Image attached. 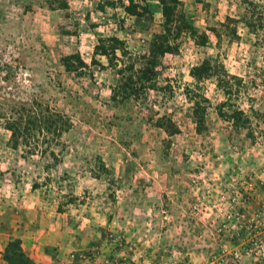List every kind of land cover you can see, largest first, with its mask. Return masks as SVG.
I'll return each mask as SVG.
<instances>
[{
  "label": "rangeland",
  "instance_id": "obj_1",
  "mask_svg": "<svg viewBox=\"0 0 264 264\" xmlns=\"http://www.w3.org/2000/svg\"><path fill=\"white\" fill-rule=\"evenodd\" d=\"M127 4L0 0V264L15 238L71 264H264V0H179L192 31L146 80L161 7Z\"/></svg>",
  "mask_w": 264,
  "mask_h": 264
},
{
  "label": "trees",
  "instance_id": "obj_2",
  "mask_svg": "<svg viewBox=\"0 0 264 264\" xmlns=\"http://www.w3.org/2000/svg\"><path fill=\"white\" fill-rule=\"evenodd\" d=\"M147 2L148 0H127L128 4L124 7V10L129 15L141 16L144 11L146 13L148 10ZM158 3L161 7L163 33L153 37L151 48L148 53L142 57V60L145 62L143 67L139 69L138 78H140V80H146L155 74V68L158 65L160 56L173 51L175 45L172 42L178 35H180L184 30L187 32L192 31L189 30L191 29V26L186 24L181 18V13H179L178 10L179 0H158ZM95 51L97 55L104 56L109 63L117 60L116 52H120L122 55L125 54L123 43L117 37L98 39ZM71 58L72 57L66 58V67L69 71H76L83 67V63L79 60V58H77V61L74 62L68 61L71 60ZM207 61L208 60H205V62L201 65L193 67L189 75L197 81L209 78L212 71ZM133 77V75L128 77V82L122 85L119 84L118 87L121 86L120 89L123 91H127L128 88L130 91L133 90V87L130 85L133 83ZM221 84L222 83L220 81L219 86H222ZM120 89L117 88L116 91L118 92ZM223 91L226 95H230L232 89L231 87H223ZM221 106H226V103H222ZM219 114H222V112ZM192 115L194 116L193 119L197 125L199 124V126H201L202 119L200 114L198 113L197 116H195V114ZM229 115H231L230 118L232 119V123H234L238 129L241 128V123L249 122L248 118L244 115V112L238 107L232 109ZM159 126H161V124H159ZM197 130H199V127ZM3 260L6 264H38L25 253L22 242L18 238L10 239L7 243L3 253Z\"/></svg>",
  "mask_w": 264,
  "mask_h": 264
},
{
  "label": "crops",
  "instance_id": "obj_3",
  "mask_svg": "<svg viewBox=\"0 0 264 264\" xmlns=\"http://www.w3.org/2000/svg\"><path fill=\"white\" fill-rule=\"evenodd\" d=\"M22 246H23V243H22ZM33 247L38 249V253H36L34 256L31 255V258H33V260L38 264H71V262L69 260H67L64 256H62V250L61 249H57V250L52 249L51 250L48 248V244H46L43 247H41V246H38V247L33 246ZM23 249H24V247H23ZM47 249H49L48 252L46 251ZM30 252H31V249H30ZM63 253H65V251ZM59 260H61V261H59Z\"/></svg>",
  "mask_w": 264,
  "mask_h": 264
}]
</instances>
